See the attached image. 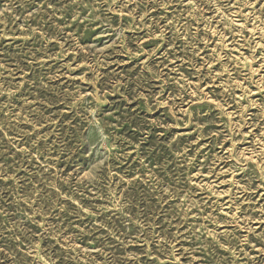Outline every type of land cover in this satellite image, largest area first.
I'll return each instance as SVG.
<instances>
[{"label": "rangeland", "instance_id": "374dc122", "mask_svg": "<svg viewBox=\"0 0 264 264\" xmlns=\"http://www.w3.org/2000/svg\"><path fill=\"white\" fill-rule=\"evenodd\" d=\"M0 264H264V0H0Z\"/></svg>", "mask_w": 264, "mask_h": 264}]
</instances>
